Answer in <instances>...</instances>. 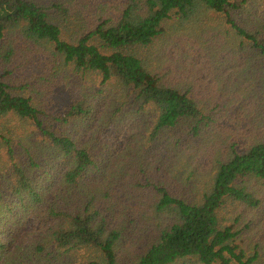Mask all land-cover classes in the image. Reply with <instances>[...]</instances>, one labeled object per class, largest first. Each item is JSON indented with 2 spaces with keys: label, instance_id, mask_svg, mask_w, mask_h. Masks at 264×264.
I'll return each instance as SVG.
<instances>
[{
  "label": "trees",
  "instance_id": "16d2710c",
  "mask_svg": "<svg viewBox=\"0 0 264 264\" xmlns=\"http://www.w3.org/2000/svg\"><path fill=\"white\" fill-rule=\"evenodd\" d=\"M0 264H264V0H0Z\"/></svg>",
  "mask_w": 264,
  "mask_h": 264
},
{
  "label": "rangeland",
  "instance_id": "374dc122",
  "mask_svg": "<svg viewBox=\"0 0 264 264\" xmlns=\"http://www.w3.org/2000/svg\"><path fill=\"white\" fill-rule=\"evenodd\" d=\"M59 90L53 95L55 99H57L59 102H56V105H60L59 103L66 101L69 94L66 92L64 87H59Z\"/></svg>",
  "mask_w": 264,
  "mask_h": 264
}]
</instances>
